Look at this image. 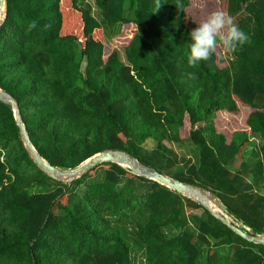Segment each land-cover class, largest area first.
I'll use <instances>...</instances> for the list:
<instances>
[{"label":"trees","instance_id":"16d2710c","mask_svg":"<svg viewBox=\"0 0 264 264\" xmlns=\"http://www.w3.org/2000/svg\"><path fill=\"white\" fill-rule=\"evenodd\" d=\"M93 7L5 0L0 90L16 104L35 151L63 171L124 152L209 193L241 229L264 237V0H94ZM220 20L224 39L211 31ZM129 24L135 33L125 62L116 50L105 56V30ZM250 137L260 144L244 159ZM183 143L196 159L175 152ZM50 182L24 147L11 105L0 101V264H132L136 257L264 264L263 245L117 164L33 191ZM137 184L144 189L135 192ZM197 209L203 215L191 230L185 214Z\"/></svg>","mask_w":264,"mask_h":264},{"label":"water","instance_id":"95a60500","mask_svg":"<svg viewBox=\"0 0 264 264\" xmlns=\"http://www.w3.org/2000/svg\"><path fill=\"white\" fill-rule=\"evenodd\" d=\"M4 14H5V0H0V23L3 20V18H4ZM0 92L3 95V96L0 95V101L5 103V104H9L12 107L13 117H14V120H15V123H16L17 127L20 130V134H21V137H22V141H23L24 147L26 148V150L30 154L31 158L33 159V162L37 165V167L40 170H42L50 178H56V174H64L67 177L66 181H71V180L79 178L82 174H84L87 171L93 169L97 165H100L102 163H108V162L117 164L118 166L123 168V165L121 163L115 161V159L113 158L112 155L120 154V155H123V156L129 158V155L127 156V154L124 153V152L105 151L103 153L96 154L93 157L89 158L88 160L83 162L76 169L70 171L69 173L61 172L60 169L49 165L35 151V149L31 145L30 139H29V137L27 135L25 126H24V124H23V122L21 120V117H20L19 111H18V109L16 107V104L13 102L11 97H9L7 94L2 92L1 90H0ZM124 159H126V158H124ZM133 160L136 163H138L144 169L143 172H137V170L133 169V171L137 173V176H140V177L152 180L154 182H157L158 184H160L162 186H165V187H167L168 189H170L172 191L180 193L183 196H184L185 192H187V191H189L191 189L194 190V191L197 189V188H195L193 186H190V185L181 183V182H179L177 180H174V179H172V178H170L168 176L161 175V174H159L158 172H156L153 169L146 168L143 165H141L138 162V160H136V159H133ZM123 161H125V160H123ZM202 192L204 194L207 193L205 191H202ZM201 205H203V207L205 209H207L215 218L219 219L225 226H227L231 231H233L239 237L245 239L246 241H248L250 243L260 244V245L264 246V237H261L260 235L250 236L247 233L249 231V229L247 227L244 226L241 229L237 224H235L234 222H231V221L225 219L223 216L215 213V211L212 210L211 208L205 206L202 203H201Z\"/></svg>","mask_w":264,"mask_h":264},{"label":"rangeland","instance_id":"374dc122","mask_svg":"<svg viewBox=\"0 0 264 264\" xmlns=\"http://www.w3.org/2000/svg\"><path fill=\"white\" fill-rule=\"evenodd\" d=\"M84 1L89 3V4H91L92 7H93L94 0H84ZM197 1L200 3L202 0H197ZM92 10H93L94 16L96 18H98V11L96 10V8L93 7ZM128 13H130V12L128 11ZM223 23H224V21L220 20L217 23V26L214 27L213 29H211V31L214 33V35L220 36L221 38L224 39L226 34H227V31H225V28L223 27ZM134 33H135V26L133 24L116 25L114 27L107 28L105 30V36H104V39H103L104 55L107 56V55H109L112 52V50H116L119 53L120 60L125 62L123 49L129 43V41L133 37ZM98 37L100 38L99 35H98ZM229 120H230V118L228 119L225 116L223 117V120H222L223 121L222 122V127L223 128L227 127L226 123H228ZM249 139H250L249 140V144H248V146H247V148L245 150V153L243 155L244 159L248 158L250 151H252V150L254 151L255 150L257 152L258 145L260 144V142L258 141V139L256 137H253V138L250 137ZM153 145H154V143H152V142H148L146 144L147 148H151V147H153ZM172 147H173V149L175 150V152L179 156H185V157H188V158L196 159L197 153H196L193 145H191L190 143H183V144H180V145H176L175 144ZM120 157H122V159H123L125 156H120ZM129 158L132 159L130 156H129ZM119 163H121L123 165L124 169H126L130 173H132V174L137 176V173L134 172L133 170H131L132 167H130L128 164H126L124 162H119ZM238 165H239V163H237L235 165V168L238 167ZM235 168H231V169L234 170ZM70 171H72V170H68V171L61 170V172H64V173H69ZM52 179L54 180V182H50L49 185L46 188H40L39 190H37V188H36L33 191L34 192H42V191H46V190H49V189H53V188H55L57 186L66 187V186L69 185V183L71 181H73V180L66 181L65 180L66 178L64 176H62L61 179L60 178L59 179L58 178H52ZM137 186L138 187H135V190H134L135 192L139 191V189H141V191L144 189V187L142 185H140V188H139L138 184H137ZM200 193L203 194V195L206 194L205 197L209 199V203L210 204H207L206 201H204V202L207 205H209L210 207H212V209L215 211V213L218 214L221 211V212H223V215H221V216H224V217L226 216L227 219H229V221L234 222L229 216H227L224 213V211L221 208L220 204L209 193H205V194L203 192H200ZM184 196H185V194H184ZM185 197H187L189 199L193 198V199H191L192 201H194V202H196V203L201 205V203L199 201L194 200L196 198L190 196V194H188V192H187ZM201 206L203 207V205H201ZM201 215H203L202 209L191 210V211L187 210L186 211L185 217H186V220L188 221V225H189V228L191 230H194L195 223L198 221V219L201 217ZM238 226H240V225H238ZM261 237H263V236H261ZM132 264H141L140 257H136V260Z\"/></svg>","mask_w":264,"mask_h":264},{"label":"bare ground","instance_id":"6f19581e","mask_svg":"<svg viewBox=\"0 0 264 264\" xmlns=\"http://www.w3.org/2000/svg\"><path fill=\"white\" fill-rule=\"evenodd\" d=\"M0 95L1 96H3L2 95V93L0 92ZM113 156V158L115 159V161H117V162H124V163H126V164H128L130 167H132V169L131 170H137V172H143L144 171V169L138 164V163H136L134 160H132V159H128V157H124V158H126V159H122V157H120V156H123V155H120V154H116V155H112ZM123 160H125V161H123ZM62 176H64L66 179L65 180H67V177H66V175H64V174H56V178H60L61 179V177ZM188 192V194H190V196H192V197H194V198H196V199H194V200H196V201H199V202H201L202 204H204L205 206H207V207H209V208H211L212 209V207H210L209 205H207V204H210L209 203V199L208 198H206L205 197V195H203V194H201L200 192H202V191H200V190H198V189H196L195 191L194 190H189V191H187ZM187 192H185V195L187 194ZM191 198V197H190ZM191 199H193V198H191ZM208 199V200H207ZM204 201H206L207 202V204L204 202ZM214 208V207H213ZM213 210V209H212ZM218 214H220V215H223V212H221L220 211V213H218ZM224 217V216H223ZM225 219H227V217L225 216L224 217ZM227 220H229V219H227Z\"/></svg>","mask_w":264,"mask_h":264}]
</instances>
